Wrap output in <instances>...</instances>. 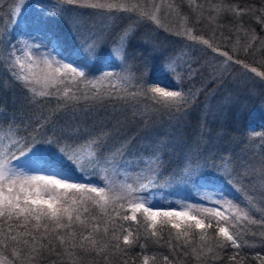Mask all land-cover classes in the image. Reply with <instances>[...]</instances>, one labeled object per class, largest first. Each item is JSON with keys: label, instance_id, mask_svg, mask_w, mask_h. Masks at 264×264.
<instances>
[{"label": "trees", "instance_id": "1", "mask_svg": "<svg viewBox=\"0 0 264 264\" xmlns=\"http://www.w3.org/2000/svg\"><path fill=\"white\" fill-rule=\"evenodd\" d=\"M37 1L47 6L54 34L64 44L62 46L63 49L66 48L68 57L77 47L82 33H102L106 42L101 47L98 58L84 69L89 80L104 72L102 65H105L106 53L116 48L114 41L122 33L130 32L126 59L113 60L111 65L106 66L107 71L121 75L131 73L136 78L134 83L147 81L149 86L153 79L161 76L167 79L166 82L160 80L162 85L168 86L167 90L182 88L185 93H192L190 106L183 116H176L167 111H156L152 102L143 97L127 102L107 96L101 101L80 99L67 108H58L54 96L33 102L27 90L12 79L6 66L8 50L5 43H0V121L7 125L14 118L15 123L20 125V135H35L34 130L39 123L43 125L40 132L45 138L55 132L57 136L64 137L61 139L62 144H83L89 138L87 133L94 127L106 124L107 128H112L119 121L120 131L109 141L108 146L130 142L124 156L127 168L134 170L138 158L145 157L153 148L158 147L163 163V174L158 180L160 183H166L173 173H178L187 160H190L193 167L198 165L210 173L221 174V182L214 187L202 189L203 192H209L214 198L226 194L245 207L253 219L264 220V187L260 183L264 181V136L253 137L247 126L255 118L262 119L264 116L261 115L264 106H260L264 104V89L259 90L255 96H246L241 92L243 87L235 83L237 72L242 69L251 71L255 68L256 73H264V0H160L163 10L160 18L163 21L156 24L157 34L154 38L150 27L155 22L147 18L140 19L138 13L109 14L103 9L69 5L61 0ZM152 1L132 2L139 3L141 10L148 12L147 7ZM15 2L16 0H0V40H11L12 45L15 43V36L10 23L13 21L11 10L14 9ZM233 8L236 11H232ZM241 10L243 11L237 16L236 12ZM182 18V28L177 27L180 32L175 27H164L171 23L175 26L176 21L181 24ZM184 26L187 30L193 29L194 37L208 40L218 51L213 52L212 48L200 40L189 39L185 34L187 30H183ZM143 31L148 33V40L138 37ZM253 36L256 39H252ZM245 48L248 49L247 52ZM223 52H227L233 59L228 60L221 55ZM170 59L176 61L178 71L184 77L180 84L176 83L170 73L165 74L164 65ZM259 76L264 82V76ZM59 87L63 91L64 87L73 86L66 84ZM135 90L129 88V91ZM85 91L88 89L81 87L78 94L82 96ZM77 127L81 129L79 137L73 135V130ZM255 130L264 132V126L258 125ZM119 159L117 157V161ZM226 160L231 163L226 164ZM143 167V172L139 173L137 169L134 175L126 176L127 172L123 168L117 169L114 165L113 168L119 170L114 181L120 183L127 179V182L134 183L137 176H147L148 168ZM69 168L75 172L74 166L69 165ZM94 174L99 176L95 171ZM102 183L97 182V185ZM216 189H222V193ZM162 191L157 187V192ZM151 192L142 195H149L153 202L163 199L152 198ZM172 195L171 193L170 200ZM201 196L203 195L196 191L178 189L177 202L180 207L188 203L213 206L206 200L202 201ZM120 223L134 235H138L135 246L125 248L121 236V251L109 253L107 261L94 253H81L82 264H143L144 256L150 258L149 264H166L163 259L165 256L171 264H264V224L259 222L249 224L243 221L238 224V228L243 230L240 248H233L229 244L224 248H214L213 253L205 250L203 256L198 255L201 251L198 236L190 238L189 246L185 247L183 241L175 240V229H171L172 246L169 247L170 226L165 227L162 239L157 240L150 236L142 223ZM213 224L215 225V221ZM209 233L214 235L215 227L209 229ZM54 243L59 247L58 242ZM4 255L13 264H19L11 256V246ZM233 256L236 259H231ZM24 260L27 264L26 256ZM40 264H71V261H61L55 253H45Z\"/></svg>", "mask_w": 264, "mask_h": 264}, {"label": "snow or ice", "instance_id": "2", "mask_svg": "<svg viewBox=\"0 0 264 264\" xmlns=\"http://www.w3.org/2000/svg\"><path fill=\"white\" fill-rule=\"evenodd\" d=\"M61 2L103 9L109 14L138 13L140 19L157 21L155 13L149 15L141 10L140 5L130 0H61ZM20 3H23V0H19L17 6L11 10L13 17L20 15ZM159 9L160 5H156L157 12ZM232 11L236 10L233 8ZM242 11L236 12V15L239 16ZM50 18L46 17L43 21L37 22L46 24ZM13 23H18V20L13 19ZM191 32L192 30L188 29L185 33L189 39L200 40L212 48L213 52L218 51L208 40L194 37ZM130 35V32L122 33L114 41L122 60L127 56ZM252 39L256 37L253 36ZM105 42L102 33L96 31L82 33L74 52L69 53V57L74 58L62 55L61 59H55L35 56L31 51V45L27 43L17 48L12 45L11 40L6 42L0 40V43H5L8 50L7 70L11 72L12 79L27 90L33 102L54 96L58 108H67L69 104L80 99L101 101L107 96L127 102L143 97L152 102V107L156 111H167L176 116H183L187 112L192 93H185L182 88L167 90L168 86L162 85L159 78L153 79L149 86L147 81L134 83L136 78L131 73L121 75L113 71H104L89 80L84 69L98 58ZM56 45L58 48L62 47L59 41ZM247 50L245 48V52ZM18 53H22L26 60ZM113 54L110 52L106 56L105 65L113 63ZM221 55L226 56L228 60L233 59L227 52ZM164 71L165 74L170 73L177 84L182 83L184 77L179 73L174 59L165 62ZM251 71L257 70L252 68ZM257 75L264 76V73L257 72ZM66 84L73 87H64L61 91L59 86ZM81 87L88 89L82 96L78 94ZM129 88L136 90L129 91ZM85 115L87 116V113ZM119 125L120 122L117 121L112 128H107L106 124L99 128L94 127L87 133L89 138L83 144H62L61 139L64 137L57 136L55 132L45 138L40 132L43 125L39 123L34 130L35 135H20V125L15 123L14 118L7 125L0 121V264H13V261L4 255L10 246L11 256L19 264H25V256L27 264H40L45 258V253H55L61 261L68 259L71 264H82L81 253L86 255L94 253L95 256H102L107 261L109 253L122 250L121 236L125 248H131L137 243L138 235L125 228L123 223H120L122 221H132L137 225L142 223L145 230L150 232V236L157 240L162 239L161 234L165 227L170 226L169 247L172 246L171 229H175V240L183 241L185 247L189 246L190 238L198 236L201 250L199 256H203L205 250L207 253H213L214 248H224L229 244L233 248H240L243 230L238 228V224L243 221L249 224L258 222L264 224V220L253 219L245 207L228 198L226 194L217 195L215 198L201 196L202 201L206 200L213 205L211 207L205 206L204 203H188L181 205L179 211L175 207L164 209L153 203L149 195L142 193H150L153 188L163 187L157 183L163 174L161 171L163 163L158 147L137 160L138 164L148 168L147 176H137L134 183L127 182V179L116 183L107 175L114 165L117 169L123 168L125 172L133 171L125 166L127 162L124 161L130 142L108 146L109 141L120 131ZM250 131L253 137L264 136V132L255 129ZM73 135L79 137L81 129L79 127L74 129ZM117 157L120 158L119 161ZM225 163L231 161L226 160ZM69 165L74 166L75 172L80 175L68 174L72 172ZM89 169L104 173L99 176L102 185L92 182L88 175ZM30 172L43 174L31 175ZM173 182L191 184L199 191L219 184L221 174L210 173L198 165L193 167L192 162L187 160L178 173H173L169 177L168 184L171 185ZM216 191L222 193V189ZM213 227L214 235L209 233V229ZM125 232L127 234H123ZM54 241L58 242L59 247ZM193 252H196L195 248ZM163 259L166 264H171L167 256ZM231 259L236 257L233 256ZM149 261L148 256L143 257V264H149Z\"/></svg>", "mask_w": 264, "mask_h": 264}, {"label": "rangeland", "instance_id": "3", "mask_svg": "<svg viewBox=\"0 0 264 264\" xmlns=\"http://www.w3.org/2000/svg\"><path fill=\"white\" fill-rule=\"evenodd\" d=\"M133 0H131L130 2H132ZM150 0H148L149 2ZM19 3V0H16L15 4H14V8L17 6V4ZM133 3V2H132ZM160 0H153L152 4L149 5V7H147L148 11L147 13H149V15L155 13L157 16V21L158 23H162V18H160L163 14V10H162V5L160 4ZM139 4V3H138ZM25 5H28L27 7ZM156 5H160V9L157 12L156 10ZM21 7V13L19 16L17 17H13L12 19H16L18 20V23H13V21L10 23L11 28L13 29V35L15 36V43L13 45H15L17 48L23 47L24 43H27L28 45H31V51L35 56L38 57H49V56H53L56 58H60L62 55L66 58H69L68 55H66V48L63 49L64 46H62L61 48H58L56 45V42L60 40H58V38H56L55 34H54V29L50 23L51 18L47 19V23H38L37 21H43L46 17H50L49 14L47 13V6H45L44 3L39 4L37 0L32 1V0H23V3H20L19 5ZM140 7L142 8V6L140 5ZM157 21H153V26H151L150 28L153 29V38L154 36L157 34L156 32V24ZM184 21V18H182L181 20V24H178V22H175V26H173V24L171 23L164 26L167 29H176L177 32L179 29L182 28V23ZM179 29H178V28ZM184 32L187 30L186 26L183 27ZM192 32V36H193V29H191ZM183 32V31H182ZM148 36V33L146 31H143L138 37L141 38L142 40H148V38H146ZM68 41V40H67ZM151 42V40L149 41ZM148 42V43H149ZM61 45H64L61 42ZM114 53L112 56L113 60L116 61H120V53H119V49L116 47L113 50H109L106 53V56L110 53ZM22 56V53H18ZM60 55V56H59ZM26 60V57H25ZM107 65H102L103 71H107ZM126 69V68H125ZM158 75L156 74V77ZM159 79L161 81H165L167 79H163V77L158 76ZM237 79V82L235 80V83L239 86V87H243V90H241V92L244 93V95L246 96H255V94L260 90L262 91V89H264V82L261 76L257 75L256 72H252V71H248L246 69H242L240 71L237 72V77L235 78ZM257 106V105H256ZM260 106H264V104H261ZM262 116L264 115V108L262 109ZM264 117V116H263ZM262 117V119H257L255 118V120H252L247 126L248 129H257L258 125H262L264 126V118ZM5 143H7V141H5ZM86 167H88L86 165ZM132 169V168H131ZM138 169V172L141 173L143 172L144 167L141 164H136L134 166V170L133 171H128L126 173V176H131L134 175V172ZM142 170V171H141ZM97 172V174L103 175L104 173L101 171H95ZM29 174L31 175H40L43 174L42 172H30ZM68 174H74L76 176H79L80 173H75L73 170L72 172H69ZM88 175L90 176L92 182L94 184H97V182H101V180L99 179V176L97 177L96 174H94V171L89 169V173ZM107 175L115 180L118 175H119V170L114 169L113 167L109 169ZM121 182V181H120ZM119 183V182H118ZM158 184L163 185V187L161 188L162 192H157V188H153L150 191H152L151 196L152 198H157L159 199V197H163L162 200H157L154 201L153 203H156L158 205H162L161 207L164 209H168L171 207H175L176 210H180V206L178 205V189L180 190H185L188 189L189 191H196L197 193H199L200 195L203 196H211L209 194V192H203L202 189H200L199 191L197 189H195L191 184V186L189 185H183V184H178V183H171V185L168 184V181L166 183H160V181H157ZM261 186L264 187V181L262 180L261 182ZM171 193L174 195H172V200H170V196ZM164 194V195H163ZM177 194V195H175ZM153 200V199H152ZM156 200V199H154Z\"/></svg>", "mask_w": 264, "mask_h": 264}]
</instances>
